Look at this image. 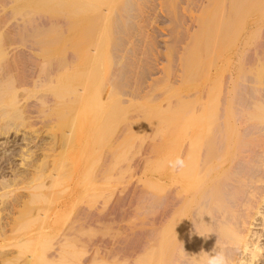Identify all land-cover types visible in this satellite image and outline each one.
Returning <instances> with one entry per match:
<instances>
[{"label":"rangeland","instance_id":"obj_1","mask_svg":"<svg viewBox=\"0 0 264 264\" xmlns=\"http://www.w3.org/2000/svg\"><path fill=\"white\" fill-rule=\"evenodd\" d=\"M111 1L103 0L98 6L94 5L96 0L84 1L87 5L79 0L80 3L75 0H36L33 9L54 19L75 13L85 16L80 20L77 15L69 17L74 21L66 24L35 27L34 32L30 31L32 35L28 32L31 36H25L22 31L21 37L18 35L20 41L16 40L17 34L14 33L16 38L12 35L9 24L4 26L10 23L11 10H5L10 14L4 11V15L0 9V27H3L0 30L6 31L4 38L0 33V52H4L0 53V81L5 80L2 85L5 86L6 79L7 84L12 79L9 84L15 85L16 89L11 88L18 91L16 100H19L17 104L11 99L9 102L8 95V99L5 97L8 102L0 101V115L3 112L9 114L0 116V132L11 126L10 133H0V142L5 141L2 150L4 147L6 150L14 148L12 145L18 136L25 141L23 157H18L17 162L21 163L14 167L18 170L7 172L10 173L7 183L0 186L3 208L0 232L2 227L7 229L5 232H12L11 224L15 220L20 231L6 237L0 249L5 252L15 250L16 235L20 236L21 242L28 239L35 243L32 245L35 249L26 247L29 252L25 248L24 260L44 256L50 259L48 256L63 248L61 243L65 240L67 256L52 264H115L116 239L127 232H143L147 226V175L150 168L157 171L161 167L156 164L162 163V125L167 117H171V110L176 105L180 90L175 77L180 73L178 66L185 64V71L194 67L195 41L190 33L194 34L196 28L186 31L176 17L174 19L175 4L182 0H178L179 3L159 0L156 5L150 0ZM211 1L203 7L204 2L199 9L197 6L189 8V13L200 16L199 19L210 17L229 6L232 0H224L226 6L221 5L223 0ZM217 1L221 3L216 8ZM92 2L93 5L88 6ZM103 4L113 5L105 7ZM80 5L87 9L83 12ZM196 8L199 12H194ZM146 11L148 16L153 11L154 14L164 13L165 19L162 16L156 20L158 30L150 26ZM103 13H109V16ZM92 17L96 22L91 20ZM186 36L190 40L193 37L190 45ZM182 38L188 41L184 42ZM15 46L20 49L19 54ZM23 51H28V57L21 54ZM71 54H75L72 62L67 58ZM28 58L33 60L30 62ZM32 63L33 71L28 70ZM187 67L191 68L188 70ZM2 102L5 105L2 106ZM151 155H157L152 158L153 162ZM17 174L15 179L13 175ZM24 238L26 240L22 241Z\"/></svg>","mask_w":264,"mask_h":264},{"label":"bare ground","instance_id":"obj_2","mask_svg":"<svg viewBox=\"0 0 264 264\" xmlns=\"http://www.w3.org/2000/svg\"><path fill=\"white\" fill-rule=\"evenodd\" d=\"M75 1L80 3L78 0ZM102 1L97 2L96 0L94 5L99 6ZM175 1L178 2V0ZM206 1L182 0L178 2V5L175 4V15H173L174 19L176 17L175 20L181 23L178 24L189 32L196 28L194 34L190 33L195 41L192 63L194 67L191 66V71H185L183 68L185 64L182 67L179 61L180 65L176 64V66L180 68L176 67V69L178 68L180 73L177 75V70L175 69L176 72L173 70L180 90L177 101L175 100L174 110L173 108L171 110V117H173H167L168 119L166 118L162 125L163 145L160 153L162 163L156 164L161 166L158 168L160 170L150 168L149 175H147L146 210L144 209L147 212V223L144 222L147 226L143 232L139 230L140 232H127L125 236H118L115 243L117 264H207V261L212 258H216V264H264V0H232L230 5L227 3L229 6H226V2L223 4L224 0H221V5L226 7L223 8L220 5L223 9L218 14L212 13V16H206L203 19H199L200 16L192 12L189 13V8L194 9L197 6L199 9L204 2L203 7H205L209 3V0L207 3ZM225 1L228 2V0ZM93 2L88 3V6L93 5ZM113 2L117 3V0ZM146 2L148 4L149 1ZM150 2L156 5L159 0H150ZM211 2L213 3V0ZM86 3L84 2L85 5ZM35 4H37L36 0H0L1 13L5 15V10H11V16H8L10 23L6 21L4 22L6 24L2 23L4 26L10 25L11 28L8 27L13 29L11 33L15 38L14 33L17 34V38L18 35L21 37L22 31L23 34L24 32L27 34L25 36H28L32 35L30 31L34 32L35 27L66 24L74 21L72 18L75 15L79 20L85 16L84 14L80 17L82 14L75 13L73 17L54 19L52 16L37 13L36 9H33ZM217 4L218 1L216 8L219 5ZM110 5L113 4L106 6ZM79 8L77 9L82 8L83 10L86 6ZM154 10L156 11L155 8ZM155 11L150 16H148L149 13L144 14L150 17V19H144H148L150 26L158 30L156 20L162 19L158 17L163 16L164 19L166 17L161 11L154 14ZM197 11L196 8L194 12ZM116 13L118 14V11ZM102 15L109 16V13ZM106 16L103 17L106 18ZM69 17L72 18L69 19ZM99 17L102 16L99 15ZM113 17L116 18V16ZM104 18L100 20L103 21ZM107 19L110 21L108 17ZM0 28L3 30L2 26ZM0 33L4 38L5 34L1 30ZM1 34L0 41L2 42ZM192 38L191 40L187 38L189 45ZM20 39L16 40L20 41ZM179 39L181 42V38ZM187 39H183L184 42L185 40L187 42ZM14 49L19 54L18 46ZM0 53L2 55L4 52ZM21 54H25L26 57L29 55L28 51ZM74 55H68V61L72 62ZM30 58L28 59L31 62L33 59L30 60ZM29 65L31 66L28 70L33 71L34 64ZM65 65H67L66 62ZM190 68L187 67L188 70ZM30 74L32 75V72ZM4 81L3 83L0 81V101L8 102L9 100L17 104L18 91H14L13 83V86L9 84L13 80L11 79L7 84L8 79H6L7 86H2ZM3 105L5 104L2 102ZM16 113L19 115L18 112ZM3 114L5 115L6 112L1 115ZM8 130L5 128L0 133L6 131L8 134ZM18 137L12 145L14 148L5 150L4 147L2 150V143L5 144V141L0 142V146L2 145L0 147V152H2L0 153V186L7 183V176L11 170L16 172L18 170V168L15 169L16 166L21 163L17 162L18 157H23L22 152L25 147L22 144L25 141L24 138ZM161 158L157 160L161 161ZM150 161L153 162L154 159ZM13 176H16V179L18 174ZM2 209L0 205V212ZM83 216L82 214L81 217ZM260 224L261 227H258ZM11 225L12 232L10 233L5 232L6 228L1 226L0 246L6 237L20 231V225L16 220ZM15 237L17 239L16 243H13L15 250L5 252L1 247L0 264H52L53 261L61 260L68 254L66 241L63 239L61 243L62 246L64 245L63 248L57 247L59 250L57 249L55 253L48 256L50 259H45L46 256L43 255L42 259L26 257L24 260L22 256L27 253L25 248L35 246V243L25 238L22 241H26L21 242V239L18 240L20 236ZM29 250L32 251V249Z\"/></svg>","mask_w":264,"mask_h":264},{"label":"clouds","instance_id":"obj_3","mask_svg":"<svg viewBox=\"0 0 264 264\" xmlns=\"http://www.w3.org/2000/svg\"><path fill=\"white\" fill-rule=\"evenodd\" d=\"M207 264H216V258L209 259Z\"/></svg>","mask_w":264,"mask_h":264}]
</instances>
